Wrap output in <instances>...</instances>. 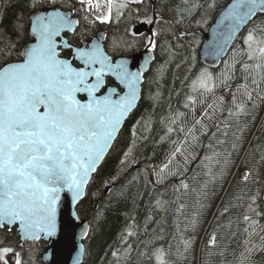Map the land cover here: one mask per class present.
<instances>
[{"label": "snow or ice", "instance_id": "1", "mask_svg": "<svg viewBox=\"0 0 264 264\" xmlns=\"http://www.w3.org/2000/svg\"><path fill=\"white\" fill-rule=\"evenodd\" d=\"M29 2L34 10L29 25L18 19L13 28L17 40L0 39V234L6 237L15 231L25 242L35 243L56 235L62 195L70 194L72 206L85 197L92 174L97 172L125 119L136 107L146 66L154 59L153 54L158 49L173 47L167 40L161 44V39L185 18L193 17L200 9H214L217 4L215 0L204 3L180 0V4H175V0H156L149 11V0H47L49 8L44 7V0ZM37 11L43 14H35ZM69 13L79 14L81 19H73ZM121 21H125L124 32L131 40H113L112 47L119 51L138 44L148 53L136 71L131 70L126 60L114 61L95 39L91 42L84 39L97 22ZM138 25L148 26V33L139 42L135 30ZM67 33L72 34L71 42L64 39ZM77 34L80 40L76 39ZM187 35L185 32L175 38L183 40ZM214 37L216 56L220 58L230 49V63L225 62V70L218 78L207 69L200 71L191 81L190 89L200 97L218 87L230 89L239 73L242 83L230 91L232 109L228 110V116L247 115L253 93L264 99V0H232ZM236 41L238 45L232 47ZM217 99L223 104V96ZM186 101L184 108L195 116L197 98L188 95ZM204 115L211 119L208 113ZM183 116V112L176 113V117ZM168 120L171 125L177 124L172 116ZM195 124L206 129L202 119L195 120ZM173 133L184 134V140H171L175 150L158 170L154 169L156 183L177 177L179 186L174 190L197 193L199 203L201 195L207 196L208 182L198 191L184 178L189 165L196 160L195 152L190 151L195 146L193 142H199L196 128L185 131L183 126H166L161 141ZM206 134V130L201 132ZM132 136L134 145L135 130ZM132 151L133 147H129L123 153L121 165L127 163ZM219 156L218 152L213 156L205 154L203 161L215 157V164L219 165ZM218 171L222 176L223 167ZM205 174L215 183L217 173L213 168L209 167ZM256 176L258 172L249 169L243 173L242 181L258 183ZM191 179L197 177L193 175ZM249 201L241 221L247 239L237 264H251L256 252H264V223H261L264 210L259 209L256 196L249 197ZM156 203L160 205L161 201ZM200 207L204 205L200 203ZM183 208L180 205L177 212ZM227 211L225 206L220 214ZM78 220L77 213H70V223ZM195 223L193 220L194 227ZM127 235L133 233L129 231ZM184 244L187 251L189 242ZM206 246H218L215 233ZM152 255L156 264H168L163 249L157 248ZM112 256L120 258L116 251ZM0 264H25L21 253L3 239H0Z\"/></svg>", "mask_w": 264, "mask_h": 264}, {"label": "trees", "instance_id": "2", "mask_svg": "<svg viewBox=\"0 0 264 264\" xmlns=\"http://www.w3.org/2000/svg\"><path fill=\"white\" fill-rule=\"evenodd\" d=\"M229 1L215 0L216 8L200 9L193 17L185 18L181 24L174 26L175 35L170 31L161 39V44L167 40L173 47L170 50L158 49L153 54L155 61L144 78L141 101L93 176L84 199L76 209L79 219L86 221L90 228L84 242L82 264H156L152 253L157 248L163 249L168 264H237V257L247 239L241 221L247 211L249 197L256 196L259 209L264 210V162H261L264 156V99L253 93V99L247 105V115L229 117L228 110L232 109L230 91L242 83L239 73L230 89L218 87L203 97L190 89L191 81L200 71L207 69L218 78L225 70V62L230 63L231 50L219 68L214 70L203 66L199 59L203 34ZM199 2L204 3V0ZM153 3L156 0H149V11ZM175 4H180V0H175ZM44 7H50L47 0H44ZM33 12L29 0H0V39L17 40L14 25L18 19L29 25ZM74 16L77 20L81 19L79 14L74 13ZM124 23L97 22L84 37L103 31L106 35L105 49L113 57L138 54L144 48L138 44L134 48L122 47L119 51L112 47L113 40H131V36L124 32ZM185 32L188 33L185 39L175 38ZM143 37H136L137 42ZM68 39L71 42V38ZM238 43L236 41L232 47ZM188 95L197 98L195 116L183 106ZM220 96L224 98L223 104L217 99ZM209 105L214 108H209ZM177 112H183L185 116L176 117ZM169 116L177 119L176 125L170 124ZM198 119H202L206 129L195 124ZM166 126H183L185 131L193 126L196 128L199 142H193L195 146L190 149L195 152L196 160L189 165L184 178L198 191L204 182H208L207 196L201 195L199 203L197 193L174 190L179 186L177 177L156 183L154 169L158 170V166L167 161L169 153L175 150L171 140H184V134L173 133L161 141V137H165ZM133 130L136 131L134 145ZM205 130L207 134L201 135ZM129 147H133V151L127 163L121 165L123 153ZM216 152L220 153L219 165L215 164V157L212 161H203L205 154L213 156ZM202 161L203 168L200 166ZM143 163L152 166L153 183L148 173L138 168ZM221 166L224 169L222 176L218 171ZM209 167L217 173L215 183L205 174ZM249 169L258 172V183L242 181L243 173ZM193 175L196 180L191 179ZM157 200L161 201L160 205H157ZM180 205L184 208L178 213ZM225 206L228 211L221 215ZM129 231L132 236L127 235ZM213 233L217 236L218 246L207 247ZM0 239L5 244L18 247L19 236L15 231L6 237L0 234ZM184 241L189 242L187 251ZM255 241L259 243V238L256 237ZM46 248V244L40 241L25 245L20 253L25 264H44L42 255ZM114 251L118 253L119 260L112 256ZM221 252L223 255H220ZM251 264H264V252H256Z\"/></svg>", "mask_w": 264, "mask_h": 264}, {"label": "water", "instance_id": "3", "mask_svg": "<svg viewBox=\"0 0 264 264\" xmlns=\"http://www.w3.org/2000/svg\"><path fill=\"white\" fill-rule=\"evenodd\" d=\"M231 2H232V0L229 1V3L226 5V7L215 18L213 24L210 26V28L207 30V32H205L203 34V41H202V44H201V47L199 50V59H200V62L203 66H205L206 68L211 69V70L219 68L221 62L225 59V57L228 55V53L230 51V49H226L225 52L221 54V57L218 58L215 54L216 50H215L213 45L215 42L214 34L217 32V25H218L220 19L222 18L223 13L226 10L227 6ZM35 14H43V13L37 11ZM69 15L73 19H76V18H74V13H69ZM33 18H34V12L30 15V20ZM135 30L137 31L138 36H141L143 34L148 33V26L147 25H138ZM66 35H71V33L64 34V39H66V37H65ZM105 38H106L105 33L101 32V33L97 34L96 37H94L91 41H93L95 39L101 45V48L105 51V49H104ZM59 42L60 41L58 40V43ZM147 55H148V53L145 51V52H141L139 54H136L130 58H117L114 61L126 60L129 64L131 70L136 71L140 68L141 65L144 64V61H145V58L147 57ZM154 61H155V57L146 66L147 71H146L145 75L150 71L151 66L153 65ZM143 84L140 86V98L138 99V101L136 103V107L132 110L131 113H129V115L125 119V121L122 124L121 129L117 135V138L119 137V134L121 133L125 123L128 121V119L133 114V112L137 109V107L141 101ZM81 98H83V97H81ZM116 140L114 141V143L116 142ZM114 143H113V145H114ZM111 149L109 150V153H110ZM109 153H108V155H109ZM108 155H106L105 159L107 158ZM105 159H104V161H105ZM103 162H102V164H103ZM101 165L99 166V168L101 167ZM138 168L144 169L149 175L150 182L151 183L154 182L153 171H152L151 165L143 163V164L139 165ZM96 173L92 174V178ZM92 178L90 179V181L92 180ZM90 181H89V183H90ZM89 183H88V185H89ZM88 185L86 186V190H87ZM263 200H264V194H263ZM70 201H71L70 194L62 195V204H61L60 214L58 216V229H57L56 235L51 237V238L45 237V238L37 241V242L41 241V242L45 243L46 247H47L45 253L42 255V262L44 264H82L84 261V253H85L84 242L88 238L90 228H89L88 223L86 221L81 220V219H79L78 221H74V222L70 223V213H76V209L81 202V201L78 202V204L76 206H72ZM20 240H21L22 244L25 243V241L21 237H20ZM81 245H83V250H81Z\"/></svg>", "mask_w": 264, "mask_h": 264}, {"label": "flooded vegetation", "instance_id": "4", "mask_svg": "<svg viewBox=\"0 0 264 264\" xmlns=\"http://www.w3.org/2000/svg\"><path fill=\"white\" fill-rule=\"evenodd\" d=\"M75 17V16H74ZM101 32H103V31H100V32H96L93 36H90V37H88V38H86V37H84V39L85 40H87V41H91L94 37H96V35L97 34H99V33H101ZM104 33V32H103ZM145 34H143V35H141V36H137V37H142V36H144ZM71 36H72V34L71 35H66L65 37H66V39L67 40H69L68 38H71ZM76 39L77 40H80V36L78 35V36H76ZM105 42H106V38H105ZM104 49H105V43H104ZM105 51H106V49H105ZM146 51V49L145 48H143L139 53H141V52H145ZM107 52V51H106ZM108 53V52H107ZM138 53V54H139ZM109 55H111L110 53H108ZM137 54V53H136ZM135 54V55H136ZM112 56V55H111ZM132 56H134V54L133 55H129V56H126V57H122V56H115V57H113V60H115V59H117V58H130V57H132ZM146 76V75H145ZM111 82V81H110ZM18 236H19V234H18ZM33 242H25V243H21V240H20V236H19V243H18V247L17 248H15V250L16 251H18V252H21V250L24 248V246L25 245H27V244H32ZM36 243V242H35Z\"/></svg>", "mask_w": 264, "mask_h": 264}]
</instances>
